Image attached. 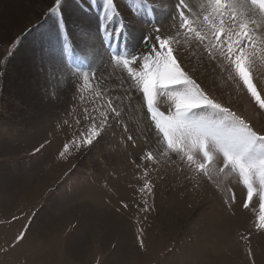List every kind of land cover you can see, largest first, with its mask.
Listing matches in <instances>:
<instances>
[{
    "label": "rangeland",
    "instance_id": "rangeland-1",
    "mask_svg": "<svg viewBox=\"0 0 264 264\" xmlns=\"http://www.w3.org/2000/svg\"><path fill=\"white\" fill-rule=\"evenodd\" d=\"M66 1L61 0L55 12L49 11L56 8L53 1L46 8L38 1L39 15L33 23L8 41H0V264H264V228H257L258 192L244 208L247 192L238 175L214 174L210 180L194 173L175 154L161 155L158 133L139 90L126 70L110 63L112 50L126 55L146 53L151 45L143 39L156 26L161 34L184 40V48L178 49V41L173 47L187 70L181 53L191 50V55L197 51L200 56L203 48L192 34L186 39L185 30L178 32L179 19L172 15L176 1L171 0L169 10L159 7L160 0H149L156 10L146 15L132 0H114L122 15L107 20L105 0H69L71 7L86 15L83 21L62 13ZM193 1L185 0L191 9L186 15L202 20L207 0H197L199 5ZM160 15L168 18L164 26L170 32L164 33ZM132 16L151 30L137 44L130 37ZM121 21L126 30L116 37L114 30ZM16 24L12 29L27 25ZM52 28L56 36L51 35ZM63 41L75 48L69 59L73 70L78 66L95 72L89 86H83L82 80L75 87L68 83L58 58ZM211 63L219 70L214 74H219L221 93L216 88L211 92L198 75L187 71L218 102L250 119L258 129L264 127V112L242 82L228 79V71ZM194 66L199 74L206 72L200 58ZM253 83L264 97V49L260 47ZM133 91L140 97V115L130 109ZM109 100L119 116L109 112ZM157 106L167 114L170 102L162 96ZM101 113L110 121L103 138L94 147L71 150L61 159L63 145L104 119ZM143 115L152 136L141 123ZM148 150L159 157V164L141 160ZM222 166L221 156L210 165L214 173ZM146 182L153 185L151 191L145 188ZM22 233H26L24 239L17 243Z\"/></svg>",
    "mask_w": 264,
    "mask_h": 264
},
{
    "label": "snow or ice",
    "instance_id": "snow-or-ice-1",
    "mask_svg": "<svg viewBox=\"0 0 264 264\" xmlns=\"http://www.w3.org/2000/svg\"><path fill=\"white\" fill-rule=\"evenodd\" d=\"M53 2L56 8H50V12H55L61 4V0ZM132 5L142 8L146 15L156 10L149 0H132ZM190 11L185 0H176L172 15L179 19L178 32L185 30L186 39L188 34H192L203 48L201 58L216 63L222 71H228V79L242 82L259 111L264 112V97L253 83L256 49H264V38L257 34L259 22L264 21V0H207L202 20L186 15ZM118 14L114 0H105L104 18L112 20ZM125 30L126 25L121 21V27L114 30V35L120 37ZM104 31L107 29L104 28ZM177 39L176 35H162L160 28L153 26L152 35H146L143 39L146 45H151L146 53L126 55L112 50L110 63L126 70L139 90L151 124L158 133L160 154L165 157L175 154L194 173L210 180L214 174L238 175L247 192L244 208L249 207L254 194L258 192L261 215L257 228H264V127L258 129L250 119L218 102L185 70L178 59V49L174 51L173 44ZM108 47L112 49L111 42ZM74 51L70 41H63L58 58L63 62L68 83L75 87L82 80L83 86H89L96 74L91 69L76 66L73 70L69 66ZM162 96L170 102L167 114L157 106ZM108 110L115 116L120 115L111 100L108 101ZM101 116L104 119L99 123H93L79 138L63 145L59 152L61 159L71 150L90 149L103 138L110 121L106 113H101ZM127 139L131 140L132 137L128 136ZM217 156L222 157L223 166L214 173L210 165ZM141 160L160 163L152 150H148ZM147 174L145 170V176ZM152 187L150 182H146L148 191ZM235 199L233 193L231 201L234 203ZM25 234L18 235L16 242L23 240ZM139 246H145L142 238Z\"/></svg>",
    "mask_w": 264,
    "mask_h": 264
},
{
    "label": "bare ground",
    "instance_id": "bare-ground-1",
    "mask_svg": "<svg viewBox=\"0 0 264 264\" xmlns=\"http://www.w3.org/2000/svg\"><path fill=\"white\" fill-rule=\"evenodd\" d=\"M38 1H42L43 4L41 5L42 7L46 8L48 6H50L52 4V1L53 0H0V41L2 40H7L12 38L13 36L17 35L18 33H20L22 30H24L28 25L29 23H33V19L36 18L39 14L38 12H36V9H35V6L37 7L38 4L37 2ZM153 2H157L159 3V0H152ZM161 3L159 5V7H161L162 9L165 8V6L168 7V9L170 10V3L173 4L171 2V0H160ZM176 1V0H175ZM197 0H194L193 2L196 3ZM202 1V0H201ZM200 2V1H199ZM36 3V4H35ZM66 7L63 6V10H62V13H67V14H70L71 16V19L72 17H77L79 18L81 21H83L82 17L83 16H86L84 15V13H81L80 10L76 7H74L75 5H73L71 7V2L69 0H67L66 2ZM120 3V2H119ZM194 3V4H195ZM203 3L204 0H203ZM156 4V3H155ZM199 5V3H196ZM122 5V4H121ZM174 5V4H173ZM196 7V5H195ZM198 7V6H197ZM168 9L166 10L167 13H168ZM200 9V8H198ZM165 12V10H164ZM163 13V12H162ZM145 14V13H144ZM160 14H161V11H160ZM205 14V13H204ZM159 15V14H158ZM125 16L127 18L131 17V15L129 13H126L125 12ZM135 17V16H134ZM132 16V19L131 22H130V37L136 42V44L138 43V41H140L142 39V37L144 36V34L148 32V27H146L145 23H143L142 21L138 20L137 18H134ZM162 15L159 16V20L161 21L160 23H162V25L164 26V24L166 25L167 22H168V18L166 19L165 17H163ZM21 18V20H20ZM70 19V20H71ZM202 19V18H201ZM24 22L25 24H27L26 26H23V27H19L17 28L16 30L12 29L13 27L12 26H17L19 24H16V22ZM150 21V20H149ZM128 22V21H127ZM24 24V25H25ZM263 21L259 22V27H258V30L264 35V25H263ZM145 25V26H144ZM22 28V29H21ZM170 28V27H169ZM168 26H164L163 27V30H164V33L166 31H169ZM172 29V28H171ZM150 30V29H149ZM151 31V30H150ZM150 31L148 33H150ZM168 32V33H169ZM180 32V31H179ZM56 31L54 28H52V33L51 35H54L56 36ZM153 33V31H152ZM151 33V34H152ZM162 33V32H161ZM182 33V32H181ZM258 33V31H257ZM173 34V32L171 33ZM177 34V33H176ZM163 35V34H162ZM174 35V34H173ZM178 35V34H177ZM182 36V35H181ZM183 37V36H182ZM179 38V37H178ZM96 40V39H95ZM179 40V39H178ZM177 40V41H178ZM132 42V40H131ZM179 43V48H184L185 47V43H184V40L182 39L181 41H178ZM184 43V44H183ZM188 43V42H187ZM144 45V44H143ZM133 46V45H132ZM178 46V45H177ZM192 47V46H191ZM194 47V46H193ZM133 47H131L132 49ZM190 49V48H189ZM192 49V48H191ZM60 50V49H59ZM146 50V49H145ZM136 51V50H135ZM133 52V51H132ZM191 50H188V52L186 53H181L182 55V60L186 63L185 65L188 67L187 70H189L191 73H194V75H198V79L200 80V82L208 89H210L211 92L214 93V88H216L217 92H222L221 89H218L217 88V78H216V75L218 74H214L216 72H218L219 70H217L214 66V64H212L211 62H207L206 59H202L201 58V54L200 56H197L198 53L194 52L192 53L191 55ZM139 53V52H138ZM189 53V54H188ZM139 55V54H138ZM194 57V58H193ZM198 58L201 59V61H203L206 65V72L202 75L201 72L200 74L198 73V71H193V68H195L194 66V63L197 62ZM200 65V64H198ZM218 68V67H217ZM32 69V68H31ZM203 70V69H202ZM221 71V70H220ZM204 72V71H203ZM219 75V74H218ZM220 75H221V72H220ZM221 80L222 82L224 81V78L221 77ZM125 81V80H124ZM127 85H129V81H126ZM126 86V84H125ZM227 90H228V87H227ZM134 95V101H133V104H132V107L130 106V109L133 110V113L135 114H138L140 115L141 114V101H140V97L139 95H137L134 91L132 93ZM139 100V101H138ZM239 106V105H238ZM242 108V107H241ZM145 111V110H144ZM146 113V112H145ZM143 114V112H142ZM252 115V114H251ZM250 117H253V116H250ZM150 120V118H148ZM147 118H145V116H141V123L144 125V128L146 130V132H148L147 134L151 135L152 136V133L149 132L148 130V127L146 125H149L148 124V120ZM260 122H258V125H259ZM143 129V128H142ZM151 129V127H150ZM144 130V129H143ZM143 132V131H142ZM148 135V136H149ZM118 222V221H117ZM116 222V224H117ZM119 226L123 225V223H118ZM261 254V253H260ZM258 259L259 261L263 260V258H261L260 255H258ZM240 264V263H239Z\"/></svg>",
    "mask_w": 264,
    "mask_h": 264
}]
</instances>
